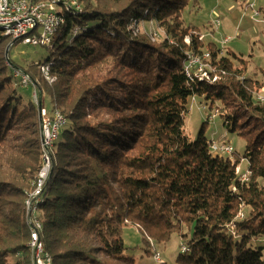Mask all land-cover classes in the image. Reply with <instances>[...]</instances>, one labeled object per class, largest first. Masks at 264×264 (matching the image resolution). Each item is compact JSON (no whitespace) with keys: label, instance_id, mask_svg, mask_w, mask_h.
<instances>
[{"label":"trees","instance_id":"1","mask_svg":"<svg viewBox=\"0 0 264 264\" xmlns=\"http://www.w3.org/2000/svg\"><path fill=\"white\" fill-rule=\"evenodd\" d=\"M189 4L62 0L64 25L46 59L52 84L40 64L21 71L8 54L7 65L9 38L0 33V264L31 262L25 200L42 154L37 105L33 94L23 101L21 92L29 88L41 93V107L48 94L68 125L53 144L51 173L37 203L52 264H136L123 239L127 224L137 227L145 245L167 244L172 234L185 241L188 251L179 252L175 264H264V246L255 245L264 240V102L253 97L256 82L243 75L242 59L223 55L184 23ZM147 22L164 33L155 42L130 30ZM205 51L225 72L214 84L190 81L184 72L187 54ZM14 70L29 77L28 86ZM192 97L209 105L236 103L238 113L220 117L245 140L247 182L236 175L237 164L212 154L206 123L196 139L185 135Z\"/></svg>","mask_w":264,"mask_h":264},{"label":"rangeland","instance_id":"2","mask_svg":"<svg viewBox=\"0 0 264 264\" xmlns=\"http://www.w3.org/2000/svg\"><path fill=\"white\" fill-rule=\"evenodd\" d=\"M189 5L188 9L183 12L184 23L194 27L204 43H215L222 50L223 55L229 52L236 58L243 60L246 66V72L243 75L256 82L255 89L252 90L253 97L263 103L260 98H264V0H190ZM138 24L136 28L132 26L130 29L134 35L146 32L152 42L164 35L157 25L150 22ZM154 33L156 36L153 35ZM227 37L230 38V41L223 43ZM14 43L8 39L5 51L8 46L10 48L14 46L8 54L21 71H28L32 65L40 64L43 66L47 64L46 59L51 54L49 47L26 45L21 42L14 45ZM4 57L6 59L5 52ZM21 92L23 101L32 97L33 94L31 88L21 89ZM42 108L48 114L53 113V100L46 93L43 94ZM234 112H239L234 101H227L226 103L213 101L209 105L198 97H192L188 101V112L184 119V133L194 140L197 138L202 125L206 123L204 125V137L207 140H213L215 143L225 141L227 145L233 148V153L231 152L225 157L237 164L236 172L238 174L236 175L240 177V174L246 173L248 166L247 160L242 159L245 140L239 137L237 133H231L227 125L224 124L225 119L220 117V115L225 116L226 113L231 116ZM67 127L68 125L61 127L60 136ZM241 213L238 216H241ZM185 234H189V232L186 231ZM123 239L127 247L126 252L134 255L136 264H158L162 262L175 264L177 255L185 244V241L176 234H172L167 244L157 245L154 243V245L151 242L145 245L143 243L144 236L137 227L130 224L124 228ZM255 245L257 247L264 246V240ZM156 254H158V259L155 260Z\"/></svg>","mask_w":264,"mask_h":264},{"label":"bare ground","instance_id":"3","mask_svg":"<svg viewBox=\"0 0 264 264\" xmlns=\"http://www.w3.org/2000/svg\"><path fill=\"white\" fill-rule=\"evenodd\" d=\"M21 5H28L30 1L28 0H19ZM59 2H52V17H53V24L48 27V30L45 34V42L42 43L41 46L50 47L53 41V38L57 35V33L61 30V28L64 25V17L62 15L63 8L60 5L62 0H57ZM6 5H13V0H5ZM72 5L75 4L74 1L70 2ZM68 2H64V5H70ZM32 7L35 8H44L45 7V0L33 3L31 2ZM78 8V7H77ZM13 14H18L20 16H27L29 15V6H13ZM34 30H39V23H31V29H27L24 32V39H34ZM10 32V24L7 23H0V33L8 38L6 33ZM77 33V29L75 28L73 30V34L75 35ZM156 36V33L153 34ZM184 42L189 45L190 40L187 38V36L184 38ZM188 58H191V60H198L200 59V54H187ZM186 69V62L184 64V71ZM40 73L43 77V79L48 83L52 84L55 81V77L50 74V64H46L39 67ZM225 72L218 67L214 66L211 62V55L209 53H206L203 55V63H201V69H198L196 71V79L199 82H203L206 84H214L221 80V76H224ZM14 76L20 79L21 85L24 86V78H20V76L17 74V71L14 70ZM25 78L30 83V79L27 75H25ZM264 98H260L262 102ZM33 101L36 105H38L37 100L33 97ZM42 111V107L40 109ZM45 111V110H44ZM52 118H57L61 120V122H58L56 125H48V132H54L53 138L50 143H48V148L45 145L43 133L41 130V141H40V147H41V154H42V167L38 173L36 185L34 187V190L30 193L26 194V200H25V218L26 223L29 227L30 231V241L28 243V247L30 250V264H39V262L36 261V256L38 260H43V264H52L51 256L45 252L44 245L42 243L41 239V231H42V224L37 218V203L40 202L39 198L43 192L44 186L49 178V175L51 173L52 169V148L53 144L57 141L59 137V132L62 126L66 125V120L63 117L62 114H60L58 111H54L52 115H50ZM41 117V123L40 128H42L43 124V116ZM49 162V172L48 176H46V173L44 172V165L46 162ZM33 193H38V197L33 199ZM30 206V209H29ZM30 211H32V214L34 215V218H29ZM239 212L237 216L240 214ZM236 219L240 220L243 218V214L241 213V216H238ZM232 230V229H231ZM33 242H36V246L33 244ZM37 247V248H36ZM182 246L180 252L186 253L188 251L187 247L183 248ZM158 259V255H157Z\"/></svg>","mask_w":264,"mask_h":264},{"label":"built area","instance_id":"4","mask_svg":"<svg viewBox=\"0 0 264 264\" xmlns=\"http://www.w3.org/2000/svg\"><path fill=\"white\" fill-rule=\"evenodd\" d=\"M52 2H59V1L45 0L44 8H35L32 7L31 2L28 5H21L19 0H13V5H6L5 0H0V23L10 24V32L6 33L8 38L14 42L19 41L26 45L41 46L42 43L45 42V34L48 30V27H50L53 24ZM70 5L72 4L70 3ZM70 5H63V6L68 7ZM13 6H20V7L29 6V15L20 16L18 14H13ZM31 23H39V30H34V39H24V32L27 29H31ZM187 38L189 39V35H187ZM229 41L230 38L227 37L223 40V43H228ZM206 53L208 52L200 53V59L198 60H191V58L187 57L186 69L184 72L190 81L196 79V71L198 69H201V63H203V55H205ZM15 71H17V74L20 76V78H24V87L28 86L29 82L25 78L24 74H22L20 70H15ZM33 97L38 102V94L36 91L33 92ZM40 115L43 116V124L41 130L43 133L45 145L48 148V143L51 142L54 134V132H48V125H56L58 124V122H61V120L57 118H52L46 111H44L43 108L42 111H40ZM209 146L212 154L218 156H226L229 155L231 152L233 153V148L227 145V142L225 141H222L221 143H215L213 140H210ZM49 166L50 165L47 160L46 164L44 165V172H43L46 173V176H48ZM236 174H238V172H236ZM249 177H250V173L246 171L245 174L244 173L240 174L239 180L241 183H245L249 180ZM37 197H38V193H33V199ZM29 218H34L32 211H30ZM33 244L36 246V242H33ZM183 248L186 247L184 246ZM157 255L158 254H156L154 257L155 260L157 259ZM35 258L36 261L39 262V264H43V260H38L37 256Z\"/></svg>","mask_w":264,"mask_h":264},{"label":"water","instance_id":"5","mask_svg":"<svg viewBox=\"0 0 264 264\" xmlns=\"http://www.w3.org/2000/svg\"><path fill=\"white\" fill-rule=\"evenodd\" d=\"M9 48H10V46H8V48L6 49V51H5V55H6V62H7L8 65L10 66L11 63L8 61V58H7V56H8V52H9ZM37 108H38V112H39V118H38V121H39V123H41V117H40V109H41V93L38 94V105H37ZM40 130H41V128H40ZM41 137H42V135H41Z\"/></svg>","mask_w":264,"mask_h":264}]
</instances>
